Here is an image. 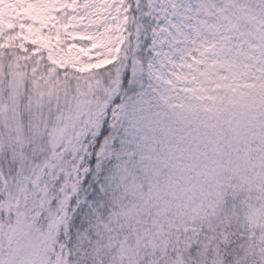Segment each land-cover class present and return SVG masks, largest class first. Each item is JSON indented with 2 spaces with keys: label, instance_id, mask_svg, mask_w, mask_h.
Returning <instances> with one entry per match:
<instances>
[{
  "label": "snow or ice",
  "instance_id": "1",
  "mask_svg": "<svg viewBox=\"0 0 264 264\" xmlns=\"http://www.w3.org/2000/svg\"><path fill=\"white\" fill-rule=\"evenodd\" d=\"M0 264H264V0H0Z\"/></svg>",
  "mask_w": 264,
  "mask_h": 264
}]
</instances>
